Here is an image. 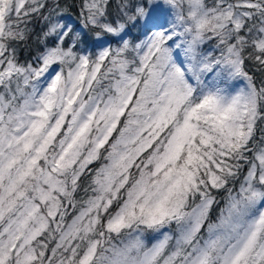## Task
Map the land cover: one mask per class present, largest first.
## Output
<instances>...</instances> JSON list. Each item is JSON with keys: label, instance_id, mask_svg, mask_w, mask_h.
I'll return each mask as SVG.
<instances>
[{"label": "snow or ice", "instance_id": "6c2138e0", "mask_svg": "<svg viewBox=\"0 0 264 264\" xmlns=\"http://www.w3.org/2000/svg\"><path fill=\"white\" fill-rule=\"evenodd\" d=\"M0 264H264V0H0Z\"/></svg>", "mask_w": 264, "mask_h": 264}]
</instances>
